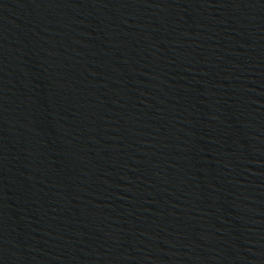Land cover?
Masks as SVG:
<instances>
[{
    "label": "water",
    "instance_id": "water-1",
    "mask_svg": "<svg viewBox=\"0 0 264 264\" xmlns=\"http://www.w3.org/2000/svg\"><path fill=\"white\" fill-rule=\"evenodd\" d=\"M0 264H264V0H0Z\"/></svg>",
    "mask_w": 264,
    "mask_h": 264
}]
</instances>
